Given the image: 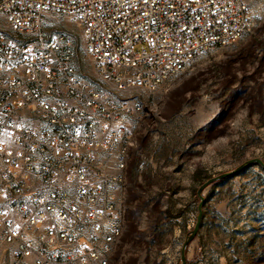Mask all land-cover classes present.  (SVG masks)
Segmentation results:
<instances>
[{"label": "built area", "instance_id": "obj_1", "mask_svg": "<svg viewBox=\"0 0 264 264\" xmlns=\"http://www.w3.org/2000/svg\"><path fill=\"white\" fill-rule=\"evenodd\" d=\"M48 12L77 19L97 80ZM253 25L248 0H0V235L14 263L114 264L146 105L133 90L155 93Z\"/></svg>", "mask_w": 264, "mask_h": 264}, {"label": "rangeland", "instance_id": "obj_2", "mask_svg": "<svg viewBox=\"0 0 264 264\" xmlns=\"http://www.w3.org/2000/svg\"><path fill=\"white\" fill-rule=\"evenodd\" d=\"M254 25L241 39L202 53L146 102L129 161L126 229L114 264H180L207 179L253 158L264 161V0H248ZM3 21V20H2ZM47 30H66L79 70L99 77L75 17L48 12ZM5 36H12L5 21ZM186 264H264V168L252 164L209 185ZM0 264H15L0 235Z\"/></svg>", "mask_w": 264, "mask_h": 264}, {"label": "water", "instance_id": "obj_3", "mask_svg": "<svg viewBox=\"0 0 264 264\" xmlns=\"http://www.w3.org/2000/svg\"><path fill=\"white\" fill-rule=\"evenodd\" d=\"M252 164H259L261 167L264 168V161L260 158H253V159H249L247 161H245L244 163H242L241 165H239L238 167H236L235 169L225 172V173H221L217 176L211 177L209 179H207L204 183H202V185L199 187L197 194L198 197L200 199V203L198 206V216H197V221L195 223L194 228L188 233V235L186 236L185 241L182 244L181 247V253H180V264H186L187 263V256H186V250L188 248V246L190 245V243L196 238V236L198 235V232L200 230L201 227V223H202V217H203V204L205 201V198L203 196V192L204 190L211 184H213L214 182H217L221 179H224L226 177L232 176L240 171H242L243 169H245L246 167H248L249 165Z\"/></svg>", "mask_w": 264, "mask_h": 264}]
</instances>
